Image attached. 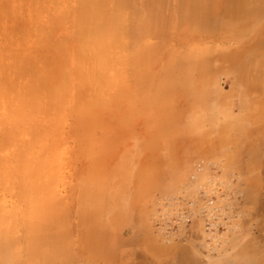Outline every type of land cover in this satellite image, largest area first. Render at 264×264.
Returning a JSON list of instances; mask_svg holds the SVG:
<instances>
[{"label": "rangeland", "instance_id": "374dc122", "mask_svg": "<svg viewBox=\"0 0 264 264\" xmlns=\"http://www.w3.org/2000/svg\"><path fill=\"white\" fill-rule=\"evenodd\" d=\"M36 1L37 3L35 2V4L33 3V0H0V23L5 19V21L0 24V32L2 31L0 33V53H7L5 55H8L9 49L11 47H22V45L25 44L23 42L26 41H29V45L34 44L33 46L35 48L39 47L44 49V56L46 59L49 57V60L47 59L49 63L50 60H57L56 62L60 63L61 70L65 71L66 73L69 72L67 74H70L69 78L71 80V84L69 83L68 85V90L70 91L68 96L69 100H72L74 99V92L79 87L80 82L82 86L80 85L81 88L79 87V90L84 89L83 91H85L87 88L86 86H88L83 81L79 82L78 80L80 74L78 73L80 70L78 65L79 62L84 58V55L82 54V51L76 42L78 38H75L76 35L74 34L71 21L60 22L61 20L59 21L56 19L52 24L53 30L50 31L57 37H60L62 41L64 40L65 45L63 53L60 54L58 50H55L52 47L50 48L46 46L45 49L42 47L43 45H38V43H36L37 38L26 31H29V24L27 23H30L33 15L37 13V11L33 12V10L39 9L38 11H40L44 7V10H41L43 13L46 7L49 8L55 5L54 2H50L49 0H45L46 2H49L46 3L49 4L48 6L44 4V1H42L43 4L40 2L41 0ZM241 1L242 0H179L178 2V0H169L166 3L164 0H140L138 6H141V8H139L143 11L144 9L147 11L143 12L141 10L142 12L139 21L134 20V17L132 16L133 9H127V30L130 32H127V34H131L132 32L130 36L128 35L129 39H126L127 57L124 66L126 78L124 90L125 95L128 97L125 98L124 96L125 100L122 103V107H118L115 102L112 103V109H114V111L112 110L110 112L111 115L109 114L108 116V122L110 125L112 124V127L108 126V133L104 130H99L96 132V141L99 140L97 138L104 137L103 141L106 139L104 142H94V147L92 146L93 144H89L85 140L83 142L81 139L82 132L78 130L75 132L74 121L70 117L62 124L61 131H59L58 134L59 139L57 143L54 145H49L45 147L46 149L44 148L41 150L44 152V172L49 173L50 171L52 172V170H54L56 174L45 176L44 178H41V180L35 176L29 181V214L30 217H32L35 212H42V219L39 221V227L41 226V229L39 231L36 229L34 235H36L35 237H38V241H40L42 238L40 242H42L43 249L48 252V256H45L44 259H31L29 257V263L24 262L22 264H262L261 261L264 258V4H261L259 0H244L243 3ZM231 2L232 4H230ZM239 2H241V5L244 4L243 6L246 7L242 8L243 6L241 7ZM193 3L195 5H193ZM198 3L201 6L198 5ZM32 4L35 6L31 7ZM233 4L234 6L230 8V6ZM196 5L197 7L195 8ZM208 5L212 6L208 7ZM225 5H227L226 10ZM192 6H194V9ZM260 7L261 10H258ZM195 9L197 12L194 11ZM204 9H207L208 12H204ZM252 9L256 10L255 13L250 11ZM7 10L8 13H5ZM228 10L231 11L227 12ZM154 12L156 15H154ZM203 12L205 14L204 18H202ZM2 13L4 16H2ZM9 13L11 14V18H8V16H10ZM179 13L182 16H180ZM189 13H192L193 16L191 15L190 17L188 15ZM228 13H231V17ZM15 14L17 18L15 17ZM43 14L45 15H41L42 17L47 16V12ZM142 14H144V17H142ZM196 14H199L200 16H197ZM26 19H28V21ZM51 21L53 22V20ZM172 21V25L169 24ZM222 21H224V23ZM261 22L263 23V26H261L262 28L260 27ZM226 23H228L230 26ZM252 23H256L254 24L255 26H252L254 30L256 29V31H254L250 26L253 25ZM207 24L209 28L206 27ZM225 24L226 26H224ZM248 24L251 28H246L247 32L242 30L243 28L241 26L248 27ZM233 25L235 28H232L234 27ZM1 26L3 28H1ZM211 27H214V30ZM215 28H217V31ZM225 28H228V30L230 29V31L228 32V30H225ZM20 29L21 34H24L21 38H24L28 35L23 40L20 38ZM129 29L131 31H129ZM236 30H240L238 31L240 32V37L238 36L239 34H236ZM231 31L233 33L236 31L234 36ZM242 33H245L246 35ZM253 33H255V35ZM144 34L146 35L144 36ZM175 34H178V36ZM241 34L243 35V39H241ZM61 35L63 37H61ZM70 35L72 36L73 41H71ZM31 36L34 38L32 39ZM132 36L133 38L135 36V39L132 40ZM65 37H68V39L65 40ZM178 38H181L184 44L183 42L180 43ZM25 39L26 41H24ZM170 41H174V43ZM12 42H15L16 44L12 45ZM129 47L132 48L129 49ZM174 49L176 51H174ZM140 50L143 55H145V52L148 54V57L147 55L146 57L150 58H146V60L144 58L145 56L142 57ZM152 50L154 53H152ZM243 50H246V53L243 52ZM50 51L56 55L50 53ZM241 52L243 53V56H241L242 58L240 57ZM150 53L154 59L151 58L152 56L149 55ZM57 56L59 58H57ZM138 56H140L139 59ZM50 57H52V59ZM185 57H187L186 60L184 59ZM239 57L241 59L238 60ZM134 58L136 64H139L140 66H132V63H135ZM194 59L196 60L195 62L191 61ZM229 60H231L232 63ZM179 61H181L180 64L187 61V63H183L184 65L188 64V62H192L193 66L189 65L191 63L185 66L177 65L179 64ZM226 61L228 63H226ZM62 63L65 64L63 65ZM75 64L78 65L76 66ZM65 65H68L69 67ZM178 66L181 67L176 68ZM139 67L143 68L139 69ZM74 68L76 70H74ZM139 70L141 71L138 72ZM168 70L170 72H167ZM179 70H181L180 73H178ZM136 71L138 75L136 74ZM188 71L189 74L191 72V74L193 73L194 76L189 74L186 76L185 74ZM185 76L189 78V80H187ZM204 76L207 77V81L206 78H203ZM168 77L173 79V82H169L171 79L167 81ZM179 78L181 79L180 81ZM165 79L167 84L164 83ZM182 79H186V82L190 80L192 81L183 83L184 80L182 81ZM209 80L211 81V84ZM137 81H140L139 83L142 84H139ZM174 81H177L178 83H175ZM130 92L133 93L131 94ZM134 95L136 97H134ZM129 96H133L131 97L133 100H131ZM85 97H87V95ZM135 100H139L137 105V101ZM161 100L164 102H161ZM131 101H133L136 106L133 105ZM120 114L121 116H119ZM128 115H130V117H127ZM111 116L113 119L110 118ZM123 118L125 120L128 119L129 121H127L125 124V120ZM197 122H199V126L197 125ZM130 124H132V126ZM151 126L155 129H152ZM121 128L125 134L121 131ZM166 135L167 137L165 138ZM113 137H121V139L118 140L116 138L117 141H114L112 140ZM124 137L125 139H123ZM147 137L152 138V140L150 138L148 139ZM105 142L107 144H105ZM99 147L101 149V155H97L99 152L98 150H100H97ZM105 148L107 150H105ZM91 151H98L97 154L94 152L96 155L93 153V158L90 155V157L86 156L87 154H92ZM105 151L109 152L106 153ZM105 153L108 154L109 157L105 155ZM130 153H134L135 157L137 155H141V158L140 156L139 158L132 157L133 155ZM123 154H125L124 157H126L128 154L131 155V159H129L132 161L129 164H132L130 166L127 164L128 167L132 166L130 169H128L129 173L130 171L131 174L139 173L138 171H135L134 173V170H136L138 167L140 168L143 163L148 162L149 164L143 165L141 168L144 169L143 167H146L147 169V166L149 165L151 169L153 168L152 173L154 176L161 172L158 176H156L157 179L155 180L158 181L160 178L162 181H155V183L152 179L153 182H151V180L149 182L150 177L147 174L151 171L148 167V173H146V169H144L142 171H144L146 174L144 172H142V174L144 173L149 178H145V180L143 176H141L142 181L143 179L145 181L141 182L138 180L140 181V184L136 183L137 177L140 178V176L137 174V177L135 175L136 179H131L129 182L127 178H131L133 175L125 177L127 181L126 179L124 181L127 182V185L124 186L122 184L123 181L121 182L119 176L118 179H120V181L117 179L118 181L116 182L114 179L116 180L117 177L110 176V178H112V180L115 182L111 183L117 184L112 185L109 182L111 179L107 181L108 178L105 175L108 171L105 170V173L104 171L102 172L100 170H104V166L102 167L103 162L102 164L99 163L100 159L106 161L110 160V162H108L106 165L112 170L116 167L117 170H113L115 173L118 171V169H120V172H125L127 168H125L126 166L123 164L126 163L124 162L122 164L124 160L121 159L124 158L121 156ZM118 156H121V158L119 157V160H122L120 162L121 164L119 163V160L115 161V158L117 159ZM138 159H141L140 161L143 163L140 164ZM173 160L175 161L172 164ZM89 161L90 163L92 161L93 164H90ZM94 164L95 168L93 167ZM119 164L121 166H119ZM117 166L121 167L122 169L117 168ZM134 166L138 167L134 169ZM98 167L101 168L98 170ZM154 169L157 171L159 170L157 174L154 173ZM96 170H98L99 173L98 171L96 172ZM112 170H110V172ZM92 171L96 173L94 174ZM88 172L90 173L89 175L87 174ZM110 172H108L107 175H110ZM117 173L119 174V171ZM111 174L114 173L112 172ZM123 174L124 173L120 174L122 179H124ZM174 175L177 176V178ZM85 176L86 178L83 179ZM97 176L99 177L97 178ZM88 178L90 181L87 180ZM249 179H252V182ZM85 182L88 183L89 186L87 184L85 185ZM144 183H146L147 186L144 185ZM171 183H174L175 185ZM138 185L142 187L139 189L137 187ZM31 186L34 187V190L33 188L31 189ZM38 186L39 188H37ZM108 187H114L115 190L112 191L113 188H110L109 190ZM89 188L93 190L98 188L99 190H97L100 192H95L98 194V196L96 194H91V192L93 193L94 191ZM116 188L117 190L120 188L121 193L126 190L124 193L127 195H124V198H121V195L118 196L117 193L120 189L116 191ZM36 190L38 191L36 192ZM110 191L116 192L117 194L114 196V193L111 194ZM138 192L142 195H139ZM0 193L3 194L2 191H0ZM101 193H105V197H103V194L101 195ZM106 194H111L110 197L113 196L115 198L118 196L121 202L125 201H122V199H126V203L129 201V198H126L125 196H130V200H133L130 201V204L132 202V204H135V206L132 204V206L129 205V208L131 206L130 209L133 208L132 210L127 211L130 212V215L124 211V209H122L124 212L120 210L121 208L119 209V206L122 207L124 204H120V202L119 204L116 203L117 200H115V202L111 201L114 200L112 197L111 200L108 199L109 203H105V199L108 201ZM134 194L137 196L139 195L138 197H140V199L136 198ZM13 196L14 195L9 194L7 199L12 200V198L15 197ZM132 196H135L134 199ZM88 197L92 200H89ZM90 201H93L92 206H90ZM136 201L138 203H136ZM86 202L90 203V205ZM112 202L114 204L116 203L118 208L116 209L114 206L111 207L112 213L114 211L113 215H110L111 221L107 215L108 219H106V221H109L108 223H110V225L107 226L109 228V232H107L108 229L104 226L106 222L101 224L99 220L104 217L105 221L106 215L102 214H105L106 212H108L107 214H111L109 213V205ZM84 204L85 206H83ZM98 204L100 205V208ZM105 207L109 210L107 211ZM95 208L98 209L95 210ZM129 208L125 209L129 210ZM88 209H91L89 210V213L87 212ZM103 209H105V211ZM118 209L119 212L116 213ZM98 211H102L101 215ZM81 212H83V214ZM95 213L98 215V217H101H97V219H99L97 221H94L96 220ZM90 214L92 216L94 214L93 218L89 217ZM88 217L89 221L90 219H94V223H91V221L89 222L87 220ZM112 217L115 218H113L115 222ZM130 217L134 220H132ZM125 218L126 220H123ZM101 220L103 222V219ZM131 221L134 222L132 223ZM95 222H99L100 225L97 226V223ZM111 222H114L118 228L115 225L114 227V223ZM79 223L82 224L80 225ZM86 223L88 225H86ZM90 223L92 225L94 224L95 226L93 225V227H91L92 225H89ZM43 224L49 226L53 225V231L44 229L46 226L44 227ZM54 226L57 227V229L54 230ZM79 226H81V228ZM46 228H48V226ZM103 228L105 229V233ZM43 229L47 231H44ZM79 229L80 231L78 232ZM88 229L91 230V235L89 233L90 230ZM94 229L98 231H95ZM110 229L112 231L111 234L113 233V236L110 235ZM100 230L101 232L103 231V234H101L104 237V241L99 239H103V237L98 236V234H100ZM51 232L53 236L54 232H56L55 235H57V237H53ZM45 233L46 236H44ZM48 233L50 234L51 238L50 236L48 237ZM104 234L105 236L106 234H109V238L112 236V239L110 238V242H106L107 239L105 238H108V236L105 237ZM85 236L88 237L86 238ZM92 236L94 237V240L98 236V240H95L96 242H104H99L97 247L99 249L94 251L92 250L95 249L94 246L97 244L93 241V239L91 240ZM32 237L34 238V236ZM71 238L73 242H71ZM88 238H90L91 243L85 240ZM48 239H51L50 243ZM149 240L151 242H149ZM152 241L154 246H159L158 248L162 247V249L165 250L163 251L158 249L159 253H156L154 250L157 249H154L155 247L151 248L150 246L153 245ZM92 242L94 246H92ZM55 243H57L56 246ZM73 243L79 244L77 247L75 244L74 247H71L73 246ZM108 243H110L108 246L109 249L107 246H105V244L108 245ZM99 244H101L102 249L100 248ZM79 245L82 246V248L79 247ZM85 249H87V252H85ZM100 249L101 253L97 251H100ZM58 252L59 256L57 254ZM91 252H94V254L97 252L99 254L92 256L90 255L93 254ZM99 257L101 258L99 259Z\"/></svg>", "mask_w": 264, "mask_h": 264}, {"label": "bare ground", "instance_id": "6f19581e", "mask_svg": "<svg viewBox=\"0 0 264 264\" xmlns=\"http://www.w3.org/2000/svg\"><path fill=\"white\" fill-rule=\"evenodd\" d=\"M12 1V0H11ZM39 1V0H38ZM42 1H44L46 3H49L48 1L46 2L45 0H41L40 2L42 3ZM50 2H54V5L53 7H49L45 8V11L47 12V16L46 17H42L41 15H45L43 13H46L45 11L42 13V11L44 10V7L38 11L39 9H35L33 10V12H36L35 15H33L32 17V20L30 23H27L29 24V31L26 30L27 32H29L32 36H35L37 38V41L36 43H38V45H43L42 47L45 48L46 46L47 47H52L53 49L55 50H58V52L61 54L63 53V49H64V45H65V42L64 40L62 41L60 39V37H57L54 33H51L50 30H53L52 29V24L55 22L56 19H58L60 22H65V21H71V24H72V27L74 29V34L76 35L75 38L77 37V44L80 48V50L82 51V54L84 55V58L83 60H81L79 62V65L78 64H75L76 66L78 65L80 70L78 71L79 74V82L80 81H83L86 85L87 88L85 91H83L82 89L79 90L81 88V82H80V85H79V89L77 88V90L74 92V99L72 100H69V93L70 91L68 90L69 88V83L71 82L70 78H69V75L67 73L69 72H65L63 70H61L60 68V63L59 62H56V61H51L50 60V63H49V57H46L44 56V49L42 48H35L33 45L34 44H30L29 45V41H26V39L24 41L26 42H23L25 44L22 45V47H11L9 49V53L8 55H5L7 53H0V191L3 192V194L0 193V264H22L24 262H28L29 263V257L31 259H44L45 256H48L47 253L43 247H42V242L41 239L40 241H38V237H35L36 235H34L36 229L37 231H39L41 228V226L39 227V221L42 219L41 218V213L42 212H35L33 214L32 217H30V214H29V190H30V183L29 181L33 178V177H37L38 179L41 180V178H44L45 176H49V175H54L56 174L54 172V170H52V172L50 171L49 173L48 172H44L43 170V159H44V152L41 151L42 149H44L45 147L49 146V145H54L57 143L58 141V134H59V131H61V127H62V124L64 123V121H67L70 117L73 119L74 121V128H75V132L76 130L82 132V137L81 139L88 142L89 144H93L92 146L94 147V144L96 142H104L103 141V138L104 137H100V138H97L99 139L98 141H96V138H95V134L97 131L99 130H104L105 132L108 133L107 131V128L108 126L112 127V124L110 125V123L108 122V116L109 114L111 115V111L114 109H112V103L115 102L117 104L118 107H122V103L124 102V96L125 98H127L128 96L125 95V90H124V86H125V70H124V66H125V63H126V39H129L128 35L130 36L132 34H127L128 30H127V9H133V17H134V20L135 21H139L140 20V16H141V12L143 11L141 8V6H138L139 4V1L140 0H49ZM163 1V0H162ZM169 1V0H167ZM167 1L164 0V2L167 3ZM231 1V0H230ZM244 0H242L241 2L243 3ZM247 1V0H246ZM261 2V4H264V0H259ZM3 2V1H2ZM6 2V1H5ZM37 3L36 0H33V3ZM39 2V4H40ZM143 2V1H142ZM152 2V1H151ZM179 2V0H178ZM177 2V4H178ZM188 2V1H187ZM233 2V1H232ZM232 2L230 4H232ZM238 2V1H237ZM241 2H239V5L242 7L244 4H240ZM254 2V1H253ZM11 3V2H9ZM35 3V4H36ZM145 3V2H144ZM156 3V1H155ZM191 3V2H190ZM248 3V2H247ZM19 4V3H18ZM43 4V3H42ZM51 4V3H50ZM151 4V3H150ZM153 4V3H152ZM169 4V2H168ZM167 4V5H168ZM171 4V3H170ZM208 4V3H206ZM205 4V5H206ZM216 4V3H215ZM235 4V2H234ZM234 4L231 7L234 6ZM238 4V3H237ZM7 5V4H5ZM10 5V4H9ZM26 5V4H25ZM33 5V6H32ZM31 7H34L35 5L32 4ZM47 6L49 4H46ZM142 5V4H141ZM179 5V4H178ZM193 5H195L193 3ZM198 5H200L198 3ZM246 5V4H245ZM8 6V5H7ZM19 6V5H18ZM42 6V5H41ZM132 6V7H131ZM146 6V5H145ZM162 6V5H161ZM201 6V5H200ZM212 5H208V7H211ZM227 5H225L226 7ZM5 7V6H4ZM2 7V8H4ZM11 7V5H10ZM25 7V6H24ZM23 7V9H24ZM27 7V6H26ZM30 7V8H31ZM140 7V8H139ZM158 7V6H157ZM156 7V9H157ZM163 7V6H162ZM168 7V6H167ZM193 9H194V6H192ZM197 7V5L195 6V8ZM246 7V6H245ZM244 6L242 8H245ZM255 7V6H253ZM262 7V6H261ZM261 7L258 8V10L260 9L261 10ZM1 8V9H2ZM21 8V7H19ZM18 8V9H19ZM146 8V7H145ZM170 8V6H169ZM200 8V7H199ZM198 8V9H199ZM204 8V7H203ZM201 8V9H203ZM219 8V7H218ZM240 8V9H242ZM263 8V7H262ZM149 9V8H147ZM221 9V8H220ZM227 9V7L225 8V10ZM238 9V8H237ZM239 9V10H240ZM255 9V8H254ZM250 10L252 11V13H255L256 10ZM257 9V7H256ZM4 10V9H3ZM25 10V9H24ZM142 10V11H141ZM154 10V9H153ZM191 10V9H190ZM205 10V9H204ZM210 10V9H208ZM1 11V10H0ZM15 11V9H14ZM144 11H147L144 9ZM143 11V12H144ZM150 11V10H149ZM157 11V10H156ZM195 12L196 9L194 10ZM201 11V10H199ZM231 10H228L227 12H229ZM235 11V10H234ZM263 11V10H262ZM261 11V12H262ZM3 12V11H2ZM16 12V11H15ZM40 12V13H39ZM132 12V11H130ZM153 12V11H151ZM192 12V10H191ZM194 12V13H195ZM204 12H208L207 9L204 11ZM204 12H203V17L204 18ZM211 12V11H210ZM233 12V11H232ZM5 13H8V10L7 12L5 11ZM12 13V12H10ZM9 13V14H10ZM19 13V12H18ZM16 13V14H18ZM159 13V11H158ZM193 13V12H192ZM188 14L190 17L191 15L193 16V14ZM202 13V12H201ZM240 13V12H239ZM3 14V13H2ZM16 14H15V17H16ZM24 14V13H23ZM34 14V13H33ZM130 14V13H129ZM180 14V13H179ZM230 14L229 16L231 17V13H228ZM235 14V13H233ZM7 15V14H5ZM144 14H142V17ZM154 15L155 12H154ZM161 15V14H160ZM195 15V14H194ZM197 15V14H196ZM263 15V13H262ZM261 15V16H262ZM4 16V14L2 15ZM8 16V15H7ZM21 16V15H20ZM149 16V14H148ZM151 16V15H150ZM180 16H182L180 14ZM197 16H200L199 14ZM224 16H225V13H224ZM227 16V15H226ZM11 18V14L10 16H8V18ZM14 17V16H13ZM188 17V16H187ZM195 17V16H194ZM17 18V17H16ZM19 18V17H18ZM130 18V17H129ZM182 18V17H181ZM211 18V17H210ZM21 19V18H20ZM69 19V20H68ZM160 19V17H159ZM263 19H264V15H263ZM25 20V19H23ZM28 21V19H26ZM53 20V22L51 21ZM145 20V19H143ZM262 20V19H261ZM5 21V19H4ZM2 20V22H4ZM30 21V20H29ZM133 21V20H132ZM182 21V20H181ZM1 22V23H2ZM19 22V21H18ZM145 22V21H144ZM170 22V21H169ZM175 22V21H174ZM214 22V21H213ZM224 23V21H222ZM252 22H255V21H252ZM0 23V24H1ZM8 23H9V20H8ZM24 23V22H22ZM158 23V22H157ZM161 23V22H160ZM173 21L169 24L172 25ZM195 23V22H194ZM194 23H193V26H194ZM217 23V22H216ZM197 24V23H196ZM215 24V23H214ZM227 25H229L228 23H226ZM226 24L224 26H226ZM241 24V23H240ZM243 24V23H242ZM253 24V23H252ZM256 24V23H254ZM250 25L251 27L252 26H255V25ZM263 23L261 22V26ZM137 25V24H136ZM168 25V24H167ZM170 25V27H171ZM191 25V23H190ZM211 25V24H210ZM217 25V24H215ZM135 26V25H134ZM166 26V25H165ZM181 26V25H179ZM192 26V25H191ZM190 26V27H191ZM219 26V25H218ZM230 26V25H229ZM234 26V25H233ZM27 27V25H26ZM132 27V26H131ZM208 24H207V26ZM243 29L242 30H245L246 31V28L250 29L251 27H249V24H248V27H243L241 26ZM1 28H3L1 26ZM149 28V27H148ZM154 28V27H153ZM195 28V27H194ZM213 28L214 30V27H211ZM210 28V29H211ZM220 28V27H218ZM232 28H235L232 27ZM237 28V27H236ZM239 28V27H238ZM262 28V27H261ZM132 29V28H131ZM137 29V28H136ZM172 29V28H171ZM181 29V28H180ZM184 29V28H183ZM217 28H215L216 30ZM252 29L254 30V28L252 27ZM264 29V28H263ZM14 30V28H13ZM24 30V29H23ZM22 30V32H23ZM167 30V29H166ZM178 30V29H177ZM185 30V29H184ZM191 30V29H190ZM198 30V29H197ZM221 30V29H220ZM223 30V28H222ZM225 30H228V28H225ZM224 30V31H225ZM232 30V29H231ZM252 30V31H253ZM15 31V30H14ZM25 31V30H24ZM129 31H131L129 29ZM180 31V30H179ZM217 31V30H216ZM223 31V33H224ZM230 31V29L228 30V32ZM237 31V32H236ZM236 34H239L240 30H236ZM256 31V29L254 30ZM260 31V30H258ZM2 32V31H1ZM0 32V33H1ZM135 32V31H133ZM152 32V31H151ZM150 32V33H151ZM153 32L155 33V31L153 30ZM152 32V33H153ZM226 32V33H228ZM235 32L233 33L231 31V33H233V36L235 35ZM247 32V31H246ZM12 33V32H10ZM16 33V32H15ZM18 33V32H17ZM19 33L21 34V29L19 30ZM130 33V32H128ZM141 33V32H140ZM219 33V32H218ZM222 33V34H223ZM29 34V36H30ZM65 34V33H64ZM137 34V33H136ZM171 34V33H170ZM221 34V33H220ZM230 34V33H228ZM242 34H245V33H242ZM241 34V35H242ZM255 35V33H253ZM5 35V34H4ZM8 35V34H7ZM15 35V34H13ZM24 34H21L20 38L23 36ZM127 35V36H126ZM146 34H144L145 36ZM178 36V34H175ZM182 35V34H180ZM184 35V34H183ZM189 35V34H188ZM214 35V34H213ZM227 35V34H226ZM246 35V34H245ZM16 36V35H15ZM28 36V35H27ZM26 36V37H27ZM31 36V38H32ZM69 36V35H68ZM71 36V35H70ZM137 36V35H136ZM141 36V35H140ZM168 36V35H166ZM170 36V35H169ZM240 37V34L238 35ZM24 37V38H26ZM61 37H63L61 35ZM128 37V38H126ZM139 37V35H138ZM142 37V36H141ZM172 37H173V34H172ZM225 37V35H224ZM223 37V38H224ZM237 37V36H236ZM24 38H21L22 40ZM30 38V37H29ZM34 38V37H33ZM32 38V39H33ZM144 38V37H143ZM147 38V37H146ZM217 38V37H216ZM230 38V37H229ZM248 38V37H247ZM15 39V38H14ZM18 39V38H17ZM20 39V40H21ZM64 39V38H63ZM68 39V37H65V40ZM71 41H73L72 39V36H71ZM69 39V41H70ZM132 40L135 39V36L133 38H131ZM231 39V38H230ZM240 39V38H239ZM243 39V35H242V38ZM11 40V39H10ZM21 40V41H22ZM144 40V39H142ZM171 40V39H170ZM178 40H180V43L183 42L182 39L178 38ZM16 41V40H15ZM70 41V42H71ZM138 41V40H137ZM169 41V40H168ZM190 41V40H189ZM10 42V41H9ZM170 42H173L174 41H170ZM201 42V41H200ZM146 43V42H145ZM152 43V42H151ZM172 43V44H173ZM187 43V41H186ZM244 43V42H243ZM1 44V43H0ZM16 43L15 42H12V45H15ZM184 44V42H183ZM201 44V43H200ZM209 44V43H208ZM130 45V44H129ZM135 45V44H134ZM144 45V44H143ZM154 45V44H152ZM170 45V44H169ZM182 45V44H181ZM188 45V44H187ZM204 45H207V44H204ZM145 46V45H144ZM151 46V45H150ZM173 46V45H171ZM210 46V45H208ZM242 46V45H241ZM69 47V46H68ZM133 47V46H132ZM131 47V48H132ZM148 47V46H147ZM146 47V48H147ZM153 47V46H152ZM200 47V46H199ZM9 48V47H8ZM70 48V47H69ZM68 48V49H69ZM129 47V49H131ZM144 48V47H143ZM206 48V47H204ZM203 48V49H204ZM212 48V47H211ZM210 48V49H211ZM231 48V47H230ZM253 48V47H252ZM46 49V48H45ZM49 49V48H48ZM127 49V50H129ZM179 49V48H178ZM201 49V48H199ZM218 49V48H217ZM229 49V48H228ZM232 49V48H231ZM234 49V48H233ZM54 50V51H55ZM142 50V49H141ZM140 50V54L141 56H145L144 58L146 59L148 57V54H146L144 52L145 55L142 54ZM147 50V49H146ZM182 50V49H181ZM259 50V49H257ZM129 51H132V50H129ZM134 51V50H133ZM145 51V50H144ZM173 51V50H172ZM171 51V52H172ZM174 51H176L174 49ZM173 51V52H174ZM246 51V50H245ZM243 50V52H245ZM249 51V50H248ZM251 51V50H250ZM255 51V50H253ZM172 52V53H173ZM194 52V51H193ZM230 52V51H229ZM240 52V50H239ZM256 52V51H255ZM50 53L52 54H55L53 52L50 51ZM64 53H67V52H64ZM129 53V52H128ZM152 53L153 50H152ZM169 53V52H168ZM232 53V52H231ZM246 53V52H245ZM137 54V53H136ZM178 54V53H177ZM252 54V53H251ZM256 54V53H255ZM56 55V54H55ZM132 55V53H131ZM147 55V57H146ZM151 55V53L149 54ZM183 55V54H182ZM181 55V56H182ZM188 55V54H187ZM228 55V54H227ZM231 55V54H230ZM254 55V54H253ZM152 56V55H151ZM159 56V55H158ZM157 56V57H158ZM195 56V55H194ZM201 56V55H200ZM205 56V55H204ZM239 56V55H238ZM243 56V53L241 52L240 54V57ZM179 57V56H178ZM191 57H192V54H191ZM190 57V59H191ZM221 57V56H220ZM223 57V56H222ZM230 57V56H228ZM238 58L241 59V58ZM247 57V56H246ZM256 57V55H255ZM258 57V56H257ZM52 59V57H50ZM56 58V57H55ZM57 58H59L57 56ZM56 58V59H57ZM70 58V57H68ZM140 58V56H138V59ZM150 58V57H149ZM147 58V59H149ZM151 58L154 59V57L152 56ZM175 58V57H174ZM187 57H185L184 59L186 60ZM227 58V57H225ZM146 59V60H147ZM202 59V58H201ZM205 59V58H204ZM223 59V58H221ZM220 59V60H221ZM228 59V58H227ZM251 59V58H250ZM54 60V59H53ZM64 60V59H63ZM69 60V59H68ZM183 60V59H182ZM138 61V60H137ZM169 61V60H168ZM188 61V60H187ZM186 62H183V63H187ZM193 62H195L196 60H191ZM215 61V59H214ZM231 62V60H229ZM68 62V61H67ZM65 62V63H67ZM134 62H135V58H134ZM141 62V61H140ZM146 62V61H144ZM149 62V61H148ZM172 62V61H171ZM181 61H179L177 65H184L183 63L180 64ZM59 63V64H58ZM65 63H62L63 65ZM69 63V62H68ZM142 63V62H141ZM153 63V62H152ZM167 63V62H166ZM191 63V64H189ZM226 63H228L226 61ZM232 63V62H231ZM234 63V62H233ZM246 63V62H244ZM133 64V65H132ZM131 65L132 66H140L139 64H136L135 63H132ZM136 64V65H134ZM172 64V63H171ZM189 65H192V62H188ZM188 64H185V65H188ZM199 64V62H198ZM235 64V63H234ZM243 64V63H242ZM184 65V66H185ZM237 65V64H236ZM62 66V65H61ZM65 66H68V65H65ZM142 66V65H141ZM181 66H178L176 68H179ZM193 66V65H192ZM69 67V66H68ZM130 67V66H129ZM71 68V67H70ZM138 68V67H137ZM143 68V67H141ZM139 67V69H141ZM150 68V67H149ZM196 68V67H195ZM151 69V68H150ZM171 69V68H169ZM65 70V68H64ZM74 70H76L74 68ZM137 70V69H136ZM144 70V69H143ZM149 70V69H148ZM67 71V70H66ZM131 71V70H130ZM141 70H139L138 72H140ZM190 71V70H189ZM189 71L186 72V76L187 74H189ZM194 71V70H193ZM197 71V70H196ZM211 71V70H210ZM167 72H170L169 70ZM178 72V71H177ZM181 70H179L178 73H180ZM195 72V71H194ZM135 73V72H134ZM185 73V72H183ZM207 73V72H206ZM212 73V72H211ZM136 74L138 75L137 71H136ZM169 74V73H168ZM197 74V72H196ZM213 74V73H212ZM136 75V76H137ZM140 75V74H139ZM165 75V74H164ZM167 75V74H166ZM191 76H194L193 73L190 74ZM188 75V76H189ZM205 75V74H204ZM78 76V75H77ZM185 76V78H187ZM208 76V75H207ZM134 77V76H133ZM142 77V76H141ZM78 78V77H77ZM76 78V79H77ZM81 78V80H80ZM201 78V77H200ZM203 78H206V81H207V77H203ZM245 78V77H244ZM129 79V77H128ZM133 79V78H132ZM167 79V78H166ZM166 79L164 81V83L167 84L166 82ZM171 79L168 77L167 81ZM209 79V78H208ZM142 80V79H141ZM176 80V78H175ZM181 79L179 78V81ZM184 80V81H183ZM187 80H189V78H187ZM200 80V79H199ZM183 83H188L186 82V79H182ZM204 81V80H203ZM210 81V80H209ZM214 81V80H213ZM132 82V81H131ZM134 82V81H133ZM138 83L140 81H137ZM169 82H173V79H171V81ZM175 82V81H174ZM177 82V81H176ZM175 82V83H176ZM195 82V81H193ZM197 82V81H196ZM200 82V81H199ZM129 83V82H128ZM174 83V85H175ZM178 83V82H177ZM182 83V84H183ZM71 84V83H70ZM77 84V83H76ZM84 84V86H85ZM139 84H142V83H139ZM138 84V85H139ZM181 84V85H182ZM202 84V83H201ZM210 84H211V81H210ZM137 85V84H136ZM135 85V86H136ZM147 85V84H146ZM83 86V88H84ZM134 86V85H133ZM167 86V85H166ZM188 87L190 86L187 85ZM140 87V85H139ZM150 87V86H149ZM192 87V86H191ZM217 87V86H216ZM145 88V87H144ZM168 88V87H166ZM133 89V87H132ZM170 89V88H169ZM188 89V88H187ZM191 89V88H189ZM208 89V88H207ZM139 90V89H138ZM148 90V89H147ZM186 90V89H185ZM133 91V90H132ZM140 91V90H139ZM197 92V91H196ZM131 93V92H130ZM133 93V92H132ZM131 93V94H132ZM173 93V91H172ZM171 93V94H172ZM178 93V92H177ZM185 93V92H183ZM140 94V93H139ZM161 94V92H160ZM159 94V95H160ZM241 94V93H240ZM87 95V97H85ZM174 95V94H173ZM172 95V96H173ZM243 95V94H242ZM138 96V95H137ZM171 96V95H170ZM190 96V95H189ZM193 96V95H192ZM72 97V96H71ZM85 97V99H84ZM130 97V96H129ZM133 97V96H131ZM131 100H133V98H131ZM134 97H136L134 95ZM139 97L141 98V96L139 95ZM157 99V98H156ZM171 99V98H170ZM140 100V99H139ZM138 100V101H139ZM160 100V99H159ZM137 101V100H135ZM136 102V105L137 103L139 102ZM260 101V100H259ZM151 102V101H150ZM161 102H164L161 100ZM220 102V101H219ZM129 103V101H128ZM131 103H133V101H131ZM152 103V102H151ZM212 103V102H211ZM166 104V103H165ZM169 104V103H168ZM125 105V104H124ZM133 105H135V103H133ZM135 105V106H136ZM155 105V103H154ZM127 106V104H126ZM125 106V107H126ZM131 106V105H129ZM128 106V107H129ZM140 106V105H139ZM166 106V105H165ZM151 107V106H150ZM160 107V106H158ZM135 108H138V107H135ZM138 110V109H136ZM169 111V110H168ZM124 112V111H123ZM135 112V111H134ZM198 112V111H197ZM210 112V111H209ZM114 113V112H113ZM211 113V112H210ZM158 115V114H157ZM156 115V116H157ZM211 115V114H210ZM121 116V114L119 115ZM167 116V115H166ZM170 116V115H169ZM202 116V115H201ZM206 116V115H204ZM127 117H130V115H128ZM112 118V116L110 117ZM173 118V117H172ZM210 118V116H209ZM113 119V118H112ZM124 119V118H123ZM122 119V120H123ZM189 119V118H188ZM205 119V117H204ZM244 119V118H243ZM125 120V119H124ZM206 120V119H205ZM118 121V120H117ZM129 121L128 119L125 120V124L126 122ZM132 121V120H131ZM199 121V120H198ZM69 122V121H68ZM120 122V121H119ZM161 122V121H160ZM201 122V121H200ZM155 123V122H154ZM157 123V122H156ZM199 122H197V125H198ZM206 124V123H205ZM237 124V123H236ZM117 125V124H116ZM132 126V124H130ZM154 125V124H152ZM179 125V123H178ZM122 126V125H121ZM173 126V125H172ZM199 126V125H198ZM204 127V126H203ZM219 127V126H218ZM152 128V126H151ZM195 128V127H194ZM201 128V127H200ZM206 128V127H205ZM210 128V127H209ZM221 128V127H220ZM219 128V129H220ZM243 128V127H242ZM152 129H155V128H152ZM160 129V127H159ZM163 129V128H162ZM172 129V128H171ZM170 129V130H171ZM192 129V128H191ZM208 129V128H207ZM218 129V128H217ZM224 129V128H223ZM125 130V129H124ZM149 130V129H148ZM147 130V131H148ZM161 130V129H160ZM197 130V129H196ZM204 130V129H203ZM231 130V128H230ZM248 130V129H247ZM74 131V130H73ZM121 131H122V128H121ZM210 131V129H209ZM74 132V133H75ZM123 132V131H122ZM212 132V131H211ZM231 132V131H230ZM235 132V131H234ZM73 133V134H74ZM120 133V132H119ZM124 133V132H123ZM132 133V132H131ZM156 133V132H155ZM160 133V132H159ZM158 133V134H159ZM200 133V132H199ZM216 133V132H215ZM72 134V135H73ZM122 134V133H120ZM125 134V133H124ZM210 134V133H208ZM75 135V134H74ZM151 136V135H150ZM163 136V135H162ZM123 137V136H121ZM121 137L117 138L118 140L121 139ZM167 137V135L165 136V138ZM223 137V136H222ZM229 137V136H228ZM244 137V136H243ZM115 137H113L112 140L114 141H117ZM148 138V137H147ZM150 138V137H149ZM148 138V139H149ZM154 138V137H153ZM241 138V137H240ZM116 139V140H115ZM125 139V137L123 138ZM152 140V138H150ZM225 139V138H224ZM208 140V139H207ZM233 140V139H232ZM124 141V140H123ZM122 141V143H123ZM148 141V140H147ZM231 141V140H230ZM95 142V143H94ZM215 142V141H214ZM238 142V141H236ZM244 142V141H243ZM198 143V142H197ZM227 143V142H226ZM105 144H107L105 142ZM253 144V143H252ZM120 145V144H119ZM213 145V144H212ZM215 145V144H214ZM245 145V144H244ZM108 146V145H107ZM247 146V145H246ZM203 147V146H202ZM215 147V146H214ZM107 148V147H106ZM105 148V150H107ZM213 148V147H212ZM46 149V148H45ZM100 149L97 148V150ZM146 149V148H145ZM179 149V148H178ZM228 149V148H227ZM244 149V148H243ZM111 150V149H110ZM113 150V149H112ZM117 150V149H116ZM193 150V149H192ZM216 150V149H215ZM224 150V149H223ZM240 150V149H239ZM99 151V152H98ZM98 151H91L92 154H87L86 156L88 157H92L94 155L98 154L97 155H101V149L98 150ZM104 151V150H103ZM137 151V150H136ZM140 151V150H139ZM175 151V150H174ZM245 151V150H244ZM96 152V154L94 153ZM106 153H108L107 151H105ZM112 152V151H111ZM132 152V151H131ZM240 152V151H239ZM88 153V152H87ZM94 153V155H93ZM100 153V154H99ZM108 156V154H106ZM120 153V152H119ZM135 153V151H134ZM134 153H130L132 154L133 156L132 157H135ZM243 153V152H242ZM118 154V152H117ZM147 154V153H146ZM145 154V155H146ZM191 154V153H190ZM252 154V153H251ZM90 155V156H89ZM125 154L121 155L122 157H124ZM143 155V154H142ZM215 155V154H214ZM242 155V154H241ZM240 155V156H241ZM244 155V154H243ZM49 156V154H48ZM121 156H118V158L116 159L115 158V161L119 160V157L121 158ZM129 156V157H128ZM141 158V155H137L136 157ZM109 157V156H108ZM112 157V156H111ZM128 159H127V158ZM126 157L124 158H121L122 160H124L122 162V164L125 162L126 164H123L125 166L126 169V174L128 172V174L126 175L125 172H120V169H118L119 171V174L115 173L113 170L116 169H110L109 166H107L106 164L108 162H110V160L106 161V160H101L100 158V162L102 164L103 162V165L102 167L104 168V170L100 169L102 172L105 170L110 172V170H112L109 174L110 175H107V181H109V179H111V181H109L110 183L111 182H116V181H120L121 179V182L124 185H127V182H125L124 180L126 179L125 177H128L130 175H133L132 177L134 178H130L128 177V182L132 180H135V175L137 177V174L140 176V178L137 177V182L138 184H140L139 182H143L145 181L146 179L145 178H149V182L151 180V182H154L156 181L155 179H157L156 176L159 175V172L158 175L157 170L154 169V173H156L154 176V174L152 173V170L153 168L151 169L149 167V165L147 166V169L148 167L150 168V171L148 173L146 167H143L144 169H146V173H148L147 175H145L146 173L142 170L141 167L143 165H147L149 164L148 162L146 163H143L142 161H140L139 159V163L142 164V166L139 168V164H138V169L136 166H134V169L137 168L136 170H134V173L135 171L139 172V173H135V174H131V171L129 173V170L131 167H128L127 164H129L132 160L131 159V155H126ZM135 157V158H136ZM87 158V157H86ZM130 158V159H129ZM249 158V157H248ZM108 159V158H106ZM114 159V158H113ZM166 159V158H165ZM48 160V158H47ZM95 160V159H94ZM121 160V161H122ZM172 160V159H171ZM93 161V160H92ZM91 161H89L90 164H93ZM98 161V160H97ZM105 161V163H104ZM119 160V163L121 162ZM128 161V163H127ZM175 160L172 161V164ZM136 162V161H135ZM88 163V164H89ZM95 163V162H94ZM156 163V162H155ZM176 163V162H175ZM121 164V163H120ZM119 164V166H121ZM132 164V163H131ZM129 164V166L131 165ZM162 164V163H161ZM48 165V164H47ZM134 165V164H133ZM136 165V164H135ZM163 165V164H162ZM95 166V164L93 165V167ZM100 166V165H99ZM154 166V165H153ZM157 166V164H156ZM178 166V165H177ZM66 167V166H65ZM159 167V165H158ZM157 167V168H158ZM258 167V166H257ZM55 168H58V167H55ZM95 168V167H94ZM99 168L101 167H98V170ZM109 168V170H108ZM117 168H121V167H118ZM156 168V169H157ZM173 168V167H172ZM178 168V167H177ZM53 169V168H52ZM63 169V168H62ZM122 169V168H121ZM252 169V168H251ZM87 170V169H86ZM96 170V172L98 171ZM117 170V169H116ZM149 170V169H148ZM161 170V169H160ZM238 170V169H237ZM66 171V169H65ZM124 171V170H123ZM173 171V169H172ZM175 171V170H174ZM241 171V170H240ZM253 171V170H252ZM94 172V171H92ZM91 172V173H92ZM94 172V174L96 173ZM114 173V174H111V173ZM141 172V173H140ZM142 172H144L142 174ZM58 173V172H57ZM84 173V172H83ZM99 173V171H98ZM106 173V172H105ZM124 173V179H122L121 175ZM133 173V172H132ZM152 173V174H151ZM85 174V173H84ZM83 174V175H84ZM88 175L90 174L89 172L87 173ZM101 174H104V173H101ZM151 174V175H150ZM173 174V173H172ZM240 174V173H239ZM256 174V173H254ZM253 174V176H254ZM58 175V174H57ZM109 176V177H108ZM110 176L112 177H117L116 180L114 179V181L112 180V178H110ZM118 176L120 179H118ZM141 176H143V181H142V178ZM147 176V177H146ZM153 176V177H152ZM175 176V175H174ZM179 176V175H178ZM90 177H93V176H90ZM99 176H97L98 178ZM155 177V178H154ZM160 177V176H159ZM158 177V178H159ZM177 178V176H175ZM252 177V176H251ZM86 178L83 177V179ZM163 178V177H162ZM174 178V177H172ZM118 179V180H117ZM126 179V181H127ZM153 179V180H152ZM87 180L90 181V179L88 178ZM140 180V181H138ZM161 180L160 178L158 179V181ZM172 180V179H171ZM250 180V179H249ZM252 180V179H251ZM250 180V181H251ZM86 181V180H85ZM156 181V182H158ZM162 181V180H161ZM160 181V182H161ZM102 182V181H101ZM114 182V183H115ZM155 182V183H156ZM164 182V181H163ZM252 182V181H251ZM36 183V182H35ZM37 183L39 184V182L37 181ZM90 183V182H89ZM119 183V182H118ZM125 183V184H124ZM44 184V183H43ZM88 185V183L85 182V185ZM91 184V183H90ZM97 184V183H96ZM95 184V185H96ZM112 184V183H111ZM110 184V186H111ZM151 184V183H149ZM166 184V183H165ZM164 184V185H165ZM171 184H174V183H171ZM37 185V184H36ZM45 185V184H44ZM84 185V186H85ZM103 185V184H102ZM112 185H117V184H112ZM143 185V184H142ZM144 185H146V183H144ZM159 185V184H158ZM161 185V183H160ZM175 185V184H174ZM100 186H101V183H100ZM122 186V187H123ZM138 185L137 187L140 189L142 186ZM147 186V185H146ZM41 187H42V182H41ZM145 187V186H144ZM143 187V188H144ZM159 187V186H157ZM33 188L34 190V187L31 186V189ZM39 188V186L37 187ZM36 188V189H37ZM85 188V187H84ZM109 190L111 187H108ZM113 188V189H112ZM112 191H114V187H112ZM146 188V187H145ZM91 189V188H89ZM96 189V188H95ZM98 189V188H97ZM93 190L94 192L91 194H96L95 192H100L98 190ZM120 189V188H119ZM118 189V190H119ZM85 190V189H84ZM104 191H106L105 189H103ZM117 188H116V191H118ZM32 191V190H31ZM38 190H36L37 192ZM126 190L123 191V193L125 192ZM166 191V190H165ZM41 192V191H39ZM109 192V191H108ZM107 192V193H108ZM111 192V191H110ZM120 192V194H119ZM140 192V191H139ZM138 192V193H139ZM114 193V196L115 194L118 193V196L121 195L120 197L121 198H124V195H127V194H123L121 193V189L116 193V192H111V194ZM127 193V192H126ZM14 195L12 198V200H8L7 199V196L8 195ZM100 194V193H99ZM103 194V197L105 193H101V195ZM111 194H106L107 195V200H111V197L112 199L114 200H111L113 202H115V200H119L120 198H118V196L115 198L113 196L110 197ZM98 196V194H96ZM94 195V196H96ZM135 195V194H134ZM139 195H142L139 193ZM138 195V196H139ZM96 196V197H97ZM123 196V197H122ZM136 198H139L137 195H135ZM134 196V197H135ZM90 197V196H89ZM88 197V198H89ZM110 197V198H108ZM126 198H129L128 200V205L125 201H127L126 199H122V201L124 202H121V200H119L118 202L116 201V203L119 204H124L122 205V207L119 206V209L122 210L124 209V211H130L132 209L131 206L135 204H130V201H133V200H130V196L127 197L125 196ZM133 197V196H132ZM131 197V198H132ZM133 197V199H134ZM42 198V197H41ZM85 198V196H84ZM95 198V197H94ZM99 198V197H97ZM91 198H89L90 200ZM103 199V198H101ZM142 199H143V196H142ZM141 199V200H142ZM92 200V199H91ZM97 200V199H96ZM104 200V199H103ZM109 200L106 201V199L104 200L105 203H109ZM38 201H41V200H38ZM87 201V200H85ZM100 201V200H99ZM135 201V200H134ZM101 202V201H100ZM112 202V203H113ZM87 203V202H86ZM85 203V204H86ZM91 203V205H90ZM90 203H87L89 204L90 206H92L93 204V201H90ZM110 203V211L109 213L111 214H107L108 212H106L105 214H102V215H106L105 216V221H104V217L101 218V217H98V215H96L95 213V216H96V220L94 219H90L91 223H94V221H97L99 219L98 218H101L103 219V222L102 220L99 222H101V224L105 223V227H107L108 225H110V223H108L109 221H106V219H108V216H109V219L110 217L113 215L112 213V210H111V207L114 206V208L116 207V209L118 208L116 203L112 204ZM135 203V202H134ZM136 203H138L136 201ZM83 204V203H82ZM85 204L83 206H85ZM99 205V204H98ZM102 205V204H101ZM105 205V204H104ZM112 205V206H111ZM129 205L130 208H129ZM124 206V208H123ZM82 207V206H81ZM108 207V205H107ZM72 208V207H71ZM99 208H100V205H99ZM103 208V207H102ZM101 208V209H102ZM109 208V207H108ZM105 209L108 211L109 209ZM125 208H129V210L125 209ZM69 209V208H68ZM98 209V208H95V210ZM100 209V210H101ZM105 209H103L105 211ZM119 209L116 211V213L119 212ZM89 210L91 209H88V213H89ZM115 210V209H113ZM79 211H82V210H79ZM93 211V210H92ZM103 211V212H104ZM123 211V210H122ZM123 211V212H124ZM99 212V211H98ZM102 212V211H101ZM101 212H99V214L101 215ZM83 214V212H81ZM122 213V212H121ZM129 213L130 215V212H127ZM98 214V213H97ZM120 214V213H119ZM108 215V216H107ZM111 215V216H110ZM116 215V214H115ZM124 215V214H123ZM94 216V214H93ZM93 216L90 214L89 217L93 218ZM132 216V214H131ZM89 217L87 218V220L89 219ZM107 217V218H106ZM118 217V216H116ZM122 217V215H121ZM127 217V215H126ZM143 217V216H142ZM86 218V216H85ZM114 217H112L113 219ZM123 218V217H122ZM131 218V217H130ZM115 219V218H114ZM113 219V220H114ZM119 219V218H118ZM132 219V218H131ZM123 220H126L123 219ZM134 220V219H132ZM86 221V220H85ZM89 221V220H88ZM87 221V222H88ZM89 221V222H90ZM111 221V219H110ZM121 221V220H120ZM128 221V219H127ZM69 222V221H68ZM81 222V221H80ZM88 222V223H89ZM99 222H95L97 223V226L100 225ZM115 222V220H114ZM114 222H111V223H114ZM130 222V221H129ZM132 223L134 221H131ZM83 223V221H82ZM82 223H79L80 225ZM89 224V225H92V224ZM139 223V222H138ZM34 224V225H33ZM78 224V225H79ZM38 227H36V226ZM44 227L48 226V228H44V229H47V230H51L53 231V225L52 226H49V225H46V224H43ZM86 225H88L86 223ZM85 225V226H86ZM94 225V224H93ZM93 225L91 227H93ZM116 226V224L114 223L113 226ZM122 225V224H121ZM120 225V226H121ZM95 226V225H94ZM114 226V227H115ZM51 227V229H50ZM81 228V226H79ZM111 227V226H110ZM117 227V226H116ZM86 228V227H85ZM84 228V229H85ZM88 228V227H87ZM95 228V227H94ZM100 228V227H99ZM98 228V229H99ZM102 228V226H101ZM100 228V229H101ZM118 228V227H117ZM43 229V230H44ZM57 229V227L54 226V230ZM108 231L109 232V228L107 227ZM47 230H44V231H47ZM90 230V229H88ZM95 230V229H94ZM102 230V229H101ZM100 230V234L102 233L103 234V231L101 232ZM104 230V233H105V229L103 228ZM42 231V230H41ZM80 231V229L78 230V232ZM87 231V230H86ZM95 231H98V230H95ZM117 231V230H116ZM121 231V230H120ZM75 232V230H74ZM85 232V231H84ZM83 232V233H84ZM91 232V230L89 231V233ZM111 229H110V235L113 236V233L111 234ZM118 232V231H117ZM98 233V232H97ZM49 234V233H48ZM47 234V235H48ZM56 232H54V236L57 237V235H55ZM72 234V232H71ZM80 234V233H79ZM92 234H93V229H92ZM100 234H98V236L100 237H103V235L101 236ZM40 235V234H39ZM38 235V236H39ZM51 235L53 236L52 232H51ZM60 235V234H59ZM74 235V234H73ZM91 235V233H90ZM95 235V234H94ZM93 235V236H94ZM97 235V234H96ZM119 235V234H118ZM144 235V234H143ZM34 236V238L32 237ZM43 236V235H42ZM46 236V233L45 235ZM50 236V234L48 235V237ZM53 236V237H54ZM92 236L91 240L93 239V241L97 244V245H93V242H92V246L95 247V249H91L92 251L96 250V249H99L97 248L98 247V243H104V242H101V241H104V237L103 239L99 238L101 241H98L96 242L95 240H98V236L97 238L94 240V237ZM105 236V234H104ZM106 236H108V238H105L107 239L106 242H110V238L112 236H110L109 238V234H106ZM105 236V237H106ZM120 236V235H119ZM75 237V236H74ZM86 237V236H85ZM88 237V236H87ZM86 237V238H87ZM91 237V236H90ZM96 237V236H95ZM149 237V236H148ZM51 238V236H50ZM150 238V237H149ZM56 239V238H54ZM76 239V237H75ZM112 239V238H111ZM118 239V238H117ZM147 239V238H146ZM50 240L51 239H48L49 243H50ZM53 240V238H52ZM71 242L72 241V238L70 239ZM74 240V239H73ZM86 241H89L90 242V238L88 239H85ZM85 240H84V243H85ZM56 241V240H54ZM75 241V240H74ZM116 241V239H115ZM47 242V241H45ZM78 242V241H77ZM122 242V241H121ZM149 242H151L149 240ZM82 243V242H81ZM88 243V242H87ZM86 243V244H87ZM91 243V242H90ZM89 243V244H90ZM94 243V244H95ZM57 243H55V246H56ZM74 244L77 245L79 244H76V243H73V246L71 247H74ZM110 243L105 244V246H109ZM152 244L153 245H150L151 248H154V249H159V250H163L162 247L161 248H158L156 247V245L154 246V243L152 241ZM44 245V243H43ZM81 245V244H80ZM82 248V246H80ZM100 245V248L102 247L101 244ZM103 245V244H102ZM116 245V244H115ZM69 246V245H68ZM170 247V246H169ZM53 248V247H52ZM51 248V249H52ZM93 248V247H92ZM150 248V247H149ZM165 248V247H163ZM47 249V248H46ZM88 249V248H87ZM87 249H85L87 252ZM102 249V248H101ZM101 249L100 251L97 250L98 252L101 253ZM109 249V247H108ZM169 249V248H168ZM90 250V251H91ZM105 250V248H104ZM154 250L156 253L158 252L159 253V250ZM165 250V249H164ZM163 250V251H164ZM167 250V248H166ZM58 251V250H57ZM77 251V250H75ZM73 252V251H72ZM89 253V252H88ZM93 254H90L92 256H96L95 254H99L97 252H91ZM58 256H59V252L57 253ZM88 255V256H90ZM101 255V254H100ZM90 258V257H89ZM101 257H99L100 259ZM97 260V259H96ZM262 264H264V258L263 260L261 261ZM61 264V263H60Z\"/></svg>", "mask_w": 264, "mask_h": 264}]
</instances>
